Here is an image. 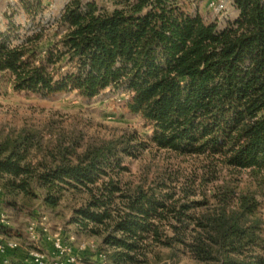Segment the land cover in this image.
I'll list each match as a JSON object with an SVG mask.
<instances>
[{
  "label": "trees",
  "instance_id": "obj_1",
  "mask_svg": "<svg viewBox=\"0 0 264 264\" xmlns=\"http://www.w3.org/2000/svg\"><path fill=\"white\" fill-rule=\"evenodd\" d=\"M20 1L28 15L44 9L42 0ZM108 1L112 8L68 0L54 42H43L42 24L18 42L0 31V83L86 98L122 89L152 135L145 142L136 134L86 137L75 127L0 130V202L24 211L39 190L52 208L66 192L80 195L70 223L100 241L95 261L83 252L87 264H161L183 255L264 264V0H234L238 14L222 27L186 0ZM147 144L206 156L213 169H249L253 187L223 184L192 199L191 187L178 194L164 179L134 183L125 161ZM0 234L10 240L8 225ZM9 264L33 263L28 251Z\"/></svg>",
  "mask_w": 264,
  "mask_h": 264
},
{
  "label": "rangeland",
  "instance_id": "obj_2",
  "mask_svg": "<svg viewBox=\"0 0 264 264\" xmlns=\"http://www.w3.org/2000/svg\"><path fill=\"white\" fill-rule=\"evenodd\" d=\"M68 0H42L44 9L36 16L28 15L22 9L20 0H0V31H9V40L18 42L33 31H38L41 24L45 26L43 42H54L63 33L57 25L65 3ZM99 6L112 8L108 0H94ZM189 10L199 13L209 21H217L218 17L208 8V0H186ZM237 9L231 5L227 21L236 17ZM128 92L122 89H106L99 96L86 98L76 91L60 92L51 95L32 91H16L10 81L0 83V130L19 128L23 125L35 128L51 126L70 130L75 127L86 137L117 138L136 134L148 142L152 129L139 115L134 114L126 106ZM47 128V127H46ZM128 171L125 178L134 183L144 182L152 185L157 180L164 179L182 194L184 188L191 187L196 191L192 199L211 197L216 186L223 184L236 185L238 190H245L253 184L249 169H234L217 166L213 169L212 160L202 155H180L176 152L158 149L147 144L134 157L125 161ZM253 187V186H252ZM38 198L34 200L29 210H11L0 202V213L7 218L10 240L22 243L27 247L26 253L40 249L47 257L48 263L53 264L52 246L47 237L33 242L28 238L27 227L37 216H45L44 225L48 233L54 235L61 232L63 240L74 254L80 253V245L86 244L90 258L95 261L93 254L100 243L96 237L77 234L75 225L70 223L74 211L81 206L82 198L71 192H66L59 204L52 208L43 201V192L39 190ZM1 200V199H0ZM4 239L5 237L0 234ZM19 249L22 248L19 246ZM24 250V249H23ZM3 264V263H2ZM161 264H205L183 255L175 260L164 261Z\"/></svg>",
  "mask_w": 264,
  "mask_h": 264
},
{
  "label": "built area",
  "instance_id": "obj_3",
  "mask_svg": "<svg viewBox=\"0 0 264 264\" xmlns=\"http://www.w3.org/2000/svg\"><path fill=\"white\" fill-rule=\"evenodd\" d=\"M231 5H234V0H208V8L215 16L218 17V24L225 22L224 19L228 17V10ZM2 189L0 187V196ZM7 216L4 212L0 213V225H7ZM45 216H37L33 219L28 227V238L33 242L39 241L40 236L47 237L52 246V254L54 255L53 264H87L83 259V254L73 253L69 250L68 244L63 240L61 232L51 235L48 233V228L44 225ZM19 247L18 243L12 240L6 241L0 236V253L4 254L7 250H16ZM86 244L82 243L79 247L81 253L87 250ZM101 260L103 255L100 254ZM29 258L33 264H49L46 255L40 250L35 249L29 252ZM4 264H9L7 260Z\"/></svg>",
  "mask_w": 264,
  "mask_h": 264
},
{
  "label": "crops",
  "instance_id": "obj_4",
  "mask_svg": "<svg viewBox=\"0 0 264 264\" xmlns=\"http://www.w3.org/2000/svg\"><path fill=\"white\" fill-rule=\"evenodd\" d=\"M237 14H238V11H237ZM26 255H27V253L23 249L22 250L18 249L15 252H10L7 254H1L0 253V264H2L4 260H7L8 262L26 260Z\"/></svg>",
  "mask_w": 264,
  "mask_h": 264
}]
</instances>
